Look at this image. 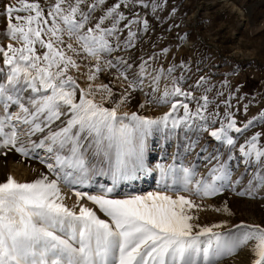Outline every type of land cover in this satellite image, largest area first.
I'll return each instance as SVG.
<instances>
[{
  "label": "snow or ice",
  "instance_id": "snow-or-ice-1",
  "mask_svg": "<svg viewBox=\"0 0 264 264\" xmlns=\"http://www.w3.org/2000/svg\"><path fill=\"white\" fill-rule=\"evenodd\" d=\"M166 2L0 0V155L47 170L0 182V264H222L242 248L249 264H264V224H232L227 200L211 203L225 192L264 200V109L241 121L232 91L212 95L216 85L193 80L190 61L158 63L168 47L147 51L142 10L160 19ZM154 133L176 137V150L150 169ZM151 171L155 190L115 195ZM94 177L110 183L66 203L61 185L89 188ZM209 209L226 218L201 223Z\"/></svg>",
  "mask_w": 264,
  "mask_h": 264
},
{
  "label": "rangeland",
  "instance_id": "rangeland-1",
  "mask_svg": "<svg viewBox=\"0 0 264 264\" xmlns=\"http://www.w3.org/2000/svg\"><path fill=\"white\" fill-rule=\"evenodd\" d=\"M6 2L15 4L17 0ZM157 3H163V0H157ZM142 12L148 13L147 19L153 29L147 34L143 46L149 52H159L163 47L171 50L167 60L161 59L158 63L167 66L173 56L177 63L181 59L190 61L193 72H196L197 67L200 69L193 76V80L200 75H207L216 85L212 95L216 90L225 91V96L228 91L233 92V110H240L237 116L241 121L257 116L261 109H264V0H167L163 8H158L155 14L160 19H155L150 10ZM5 24L3 5H0V33L3 32ZM159 37L162 39H158ZM180 37L185 38L181 40ZM153 43L155 48L150 46ZM225 79L231 85L228 89L221 88V82ZM236 85L241 86L239 92L235 91ZM116 87L119 88V85ZM245 104L249 105L246 116L242 114ZM131 110H137L135 102ZM166 110L159 108L154 113L145 114H159ZM258 130L259 127L253 128L249 134ZM150 137L146 141L148 147L145 150L148 166L156 168L157 164L172 163L176 137L165 140L162 134L155 133ZM191 159L189 156L188 160ZM41 171L47 170L35 159L22 158L15 152L7 156L0 155V182L8 175L20 182H29ZM205 171L206 169L201 167V172ZM157 181L158 179H155L153 183L151 181L148 186L137 191L120 192L119 187L127 185L124 183L116 189L115 195L123 197L129 194H144L155 190ZM98 183L109 184L110 181L106 177H94L93 186L89 188L74 186V189H69L61 185L63 192L69 197L66 203L71 205L75 202L74 190L95 193L99 190ZM260 195L264 196V192ZM225 200L234 213L229 218L232 224L242 221L264 224V200L225 192L222 196L214 198L211 203L221 206ZM100 215L103 218L102 214ZM200 216L201 223L208 224L226 218L210 209L201 212ZM249 259L248 249L242 248L234 256L225 258L222 264H249Z\"/></svg>",
  "mask_w": 264,
  "mask_h": 264
},
{
  "label": "bare ground",
  "instance_id": "bare-ground-1",
  "mask_svg": "<svg viewBox=\"0 0 264 264\" xmlns=\"http://www.w3.org/2000/svg\"><path fill=\"white\" fill-rule=\"evenodd\" d=\"M147 147L148 146H147V143H146V149H147ZM149 168L150 169H156V168L151 167V166H149ZM155 179H159V173H158V171H151V172H149L147 174H141L140 179H138L136 181L129 182V183H127V185H124L122 187L118 186V187L120 188L119 189L120 192L137 191V190H139V188H143L144 186H148L149 182L152 181V183H153V180L155 181Z\"/></svg>",
  "mask_w": 264,
  "mask_h": 264
}]
</instances>
